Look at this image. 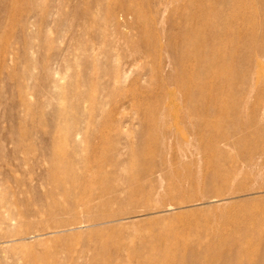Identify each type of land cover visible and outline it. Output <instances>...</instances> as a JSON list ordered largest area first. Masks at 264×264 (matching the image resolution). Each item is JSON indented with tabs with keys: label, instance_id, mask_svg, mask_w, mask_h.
<instances>
[{
	"label": "rangeland",
	"instance_id": "rangeland-1",
	"mask_svg": "<svg viewBox=\"0 0 264 264\" xmlns=\"http://www.w3.org/2000/svg\"><path fill=\"white\" fill-rule=\"evenodd\" d=\"M99 175L107 203L64 211ZM0 264H264V0H0Z\"/></svg>",
	"mask_w": 264,
	"mask_h": 264
},
{
	"label": "bare ground",
	"instance_id": "bare-ground-1",
	"mask_svg": "<svg viewBox=\"0 0 264 264\" xmlns=\"http://www.w3.org/2000/svg\"><path fill=\"white\" fill-rule=\"evenodd\" d=\"M197 18H198L197 17V10L195 12H192L189 16V19H192V21L195 20L196 21L195 24L199 25L200 27L209 26V23L207 22V20L205 18H201L202 20L197 19ZM195 26L189 28V30H190L189 33L191 36L192 35L194 36L196 33L194 31ZM191 36H190V49L185 50L183 52L182 63L180 62L181 63L180 66H181L182 73H183V78L185 79L184 83L183 84L181 83V84H182V87L185 91V93H184L186 96L185 99H187L188 101H191V100L196 101L197 100L198 104H201L202 106H201V108L199 107L200 105H198V107H195V106L189 107L188 109H186V111H187L186 113L182 112L183 114H185L182 117L183 118L185 117L193 125L192 127L195 130L194 135H196V137H198V140H197L198 143L196 144V147H197V149H199L203 153V155H206L207 152L211 150L210 149L211 148L210 143H211L212 139H210V137L207 138L208 136L205 134L206 133L208 134L210 131H212V128L215 127V125H214L215 121L212 118V114H213L212 113L213 112L212 104H214V103L211 102L212 96H213V93H212L213 85H211V84H213V81H212L211 71L218 64L215 63L214 57L212 55L206 53L205 50L203 49L204 42H201V41L195 39L194 40V42H195L194 49L191 47V44H192ZM186 59L188 61H191L194 64V66H196V67H200V66L203 67L202 68L203 71L200 73V76L204 79L205 83L201 87L199 86V89H198V86H196L195 88H197L196 89L197 91H191L192 87L194 86V85H192L193 84V77L191 75H189L187 67H185V65H186L185 60ZM193 73H196V72H193ZM179 81H180V79H179ZM195 88H193V89H195ZM178 89L180 90V88H178ZM181 94H183V93H181ZM194 99H196V100H194ZM184 119H182V120H184ZM211 134H213V133H211ZM205 136H206V138H204ZM144 173H145V171L142 172L141 169H139V171L136 172L138 177L142 176ZM144 175H147V174H144ZM173 176H174V178H178V177L180 178L181 177L182 181L188 180L190 177L192 178V175L190 174V172H187L184 174V173H181L177 168H175ZM67 182L70 183V185L73 188H76V189L78 188L79 190H78V193L75 196L74 200L70 203V205L63 208L64 211H67V210H75V211L78 210L79 211V210L89 209L91 206H93V203L96 201V199H99V201L97 203H99L100 206L105 205L108 201L104 198L105 197L104 194H107L106 192H107L108 186L106 185L105 180L100 177V175L96 176V178H94V179H91L90 183H87L88 185H85L84 183L81 184V182H78L75 179H69L66 181V183ZM16 220H19V219L16 218ZM109 222H110V220H109ZM54 227L59 229V228H62L63 225H55ZM61 232H63V231H61ZM228 238H229V236L227 234L219 236V239H223V240H227Z\"/></svg>",
	"mask_w": 264,
	"mask_h": 264
}]
</instances>
